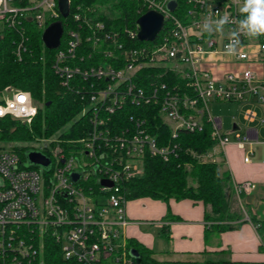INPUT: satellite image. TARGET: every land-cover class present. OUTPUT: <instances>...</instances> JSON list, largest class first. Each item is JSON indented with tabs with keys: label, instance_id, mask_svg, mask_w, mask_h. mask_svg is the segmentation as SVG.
<instances>
[{
	"label": "built area",
	"instance_id": "1",
	"mask_svg": "<svg viewBox=\"0 0 264 264\" xmlns=\"http://www.w3.org/2000/svg\"><path fill=\"white\" fill-rule=\"evenodd\" d=\"M135 2L138 18L126 21L85 0H66L67 16L60 0H0V33L14 32L19 59L29 47V25L44 32L51 23L62 22L53 69L61 86L80 97L75 122L83 118L77 138L64 137L70 125L35 136L31 151L49 157L48 166L26 164L14 146L0 144V264H51L52 244L67 261L134 263L124 183L143 174L147 155L169 160L180 148L158 143L150 130L154 115L171 127L172 137L210 123L214 145L202 153L192 151L201 161L226 159L231 135L245 162L255 155L258 128L227 132L211 105H264V35H242L237 53L225 55L234 24L226 25L224 34L200 31L205 17L239 19L238 0ZM148 11L159 13L163 25L154 39L143 40L138 19ZM37 114L30 91L7 86L0 93V118L30 125ZM244 118L259 119L264 126V115L252 107L244 110ZM233 182L239 197L256 189L253 181Z\"/></svg>",
	"mask_w": 264,
	"mask_h": 264
},
{
	"label": "trees",
	"instance_id": "2",
	"mask_svg": "<svg viewBox=\"0 0 264 264\" xmlns=\"http://www.w3.org/2000/svg\"><path fill=\"white\" fill-rule=\"evenodd\" d=\"M89 4H99L109 9L119 20H136L135 0H85ZM104 16L103 18H105ZM30 36L29 47L19 59L15 53L13 31L0 33V93L13 86L30 91L34 102L38 105V114L28 125L18 118L5 116L0 118V142H27L35 136H49L66 125L69 130L65 138H77L82 133L77 126L83 118L75 122L82 105L80 97L61 86L53 69L56 49L46 47L43 42V31L28 26ZM154 113V109H151ZM151 132L157 137L159 144L178 143L177 154L164 160L158 156L147 155L144 172L124 183V190L129 200L151 197L168 201L192 199L202 201L206 205V219L211 221L207 231L220 233L236 229L242 222L243 215L233 209L235 197L232 193L233 180L229 171L221 170V163L201 161L192 151L202 153L210 149L215 141L212 139V127L206 123L201 131L181 129L176 137H172L171 127L160 116L152 117ZM22 152V148L14 146ZM210 206V208H208ZM250 219L264 234V220L261 221L251 213ZM130 250L136 249L139 256L135 263L142 264H202L199 261L170 260L160 262L153 257V251L134 239L128 240ZM55 247V248H54ZM49 263L80 264L62 258L57 246L50 247Z\"/></svg>",
	"mask_w": 264,
	"mask_h": 264
},
{
	"label": "crops",
	"instance_id": "3",
	"mask_svg": "<svg viewBox=\"0 0 264 264\" xmlns=\"http://www.w3.org/2000/svg\"><path fill=\"white\" fill-rule=\"evenodd\" d=\"M241 105L244 110L249 107L254 108L260 117L264 115V105ZM244 110L242 117L245 125L234 117L231 129H240V132L245 134L249 133L251 128H258L259 143H264L260 140V136L264 134V126L259 119L254 122L247 121L244 118ZM259 143H255L254 146ZM234 148H236L238 157L233 156ZM228 149L231 150V157L227 152ZM225 151L226 159L219 161L221 170L229 171L235 182L253 181L256 183V189L252 194H243L240 197L236 194L234 186L232 188L235 200H239L245 212L243 213L235 207L236 204H233V209L240 211L243 215L241 220L235 221H242L238 228L220 233L213 232L211 229L207 231L211 221L206 219L207 207L202 201L188 198L182 200L171 198L164 201L142 197L127 202V215L131 220L127 227L128 239H134L151 249L153 257L160 262L170 260L199 261L202 264L263 262L264 234L250 219L249 213L261 221L264 220V162L254 161L255 155L249 162H245L244 152L235 142L230 143ZM161 219L167 223L163 226L152 223Z\"/></svg>",
	"mask_w": 264,
	"mask_h": 264
},
{
	"label": "clouds",
	"instance_id": "4",
	"mask_svg": "<svg viewBox=\"0 0 264 264\" xmlns=\"http://www.w3.org/2000/svg\"><path fill=\"white\" fill-rule=\"evenodd\" d=\"M239 19L229 15L218 18L205 17L200 25L201 34H224L226 25L234 24L227 33L228 43L224 46L225 55H235L240 47V37L255 39L264 35V0H238Z\"/></svg>",
	"mask_w": 264,
	"mask_h": 264
},
{
	"label": "water",
	"instance_id": "5",
	"mask_svg": "<svg viewBox=\"0 0 264 264\" xmlns=\"http://www.w3.org/2000/svg\"><path fill=\"white\" fill-rule=\"evenodd\" d=\"M60 8L64 16L68 15L67 3L66 0H60ZM175 2L170 3V7L174 8ZM141 30L139 32V37L143 40H152L156 37L158 32L161 30L163 25L162 16L155 11H148L138 19ZM63 24L61 21H55L51 23L43 32L42 38L46 47L53 49L59 46L61 41V36L63 34ZM28 158L31 164H39L43 166H48L51 162V159L47 157L42 152L30 151L28 153ZM78 175L75 174L74 178H77ZM104 184H110L108 181L103 180ZM130 254L133 258L139 256V253L136 249H132Z\"/></svg>",
	"mask_w": 264,
	"mask_h": 264
},
{
	"label": "rangeland",
	"instance_id": "6",
	"mask_svg": "<svg viewBox=\"0 0 264 264\" xmlns=\"http://www.w3.org/2000/svg\"><path fill=\"white\" fill-rule=\"evenodd\" d=\"M243 110H244V107L237 102H223V101H221V102H215L211 105L212 114L214 116H219L222 118V120L224 122V129L227 132H229L230 129L232 128V124H233V121L235 120V118L242 125H245L244 124L245 122H244L243 117H242ZM34 140L35 139H33L32 141L18 142V143H16V142H8V143L0 142V144L4 145V146H18V147L22 148V152H20V154H21L22 158L25 159L26 164H30V160L28 158V153L32 150V148H33L32 145L35 144ZM231 140H232V142L236 141V137L234 135H231ZM260 140L264 141V134H262L260 136ZM254 147H255L256 154H255L253 160L258 161V162H264V143L256 144ZM227 152H228L229 156L231 157V150L228 149ZM233 156L238 157V153L236 151V148H234V150H233ZM138 165L140 167H142L141 162ZM236 202L234 201V204H236L235 207L236 208L238 207V209L240 211L245 213L243 211V208H241V205H240L238 199L236 200ZM245 210H247V209L245 208ZM153 226L156 228V225L153 224Z\"/></svg>",
	"mask_w": 264,
	"mask_h": 264
}]
</instances>
